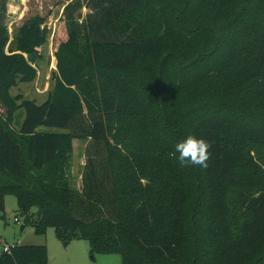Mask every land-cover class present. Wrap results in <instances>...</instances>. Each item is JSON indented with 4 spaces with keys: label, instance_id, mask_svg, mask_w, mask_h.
Listing matches in <instances>:
<instances>
[{
    "label": "trees",
    "instance_id": "1",
    "mask_svg": "<svg viewBox=\"0 0 264 264\" xmlns=\"http://www.w3.org/2000/svg\"><path fill=\"white\" fill-rule=\"evenodd\" d=\"M54 1L64 21L42 102L11 90L36 79L51 12L33 1L10 44L0 22V210L11 193L22 213L38 209L37 233L53 227L92 253H119L122 264H206L207 254L225 264L230 220L246 214L232 213L227 198L255 186L257 170L245 171L248 154L226 145L221 116L264 130V0ZM83 7L90 12L79 23ZM191 79L215 93L176 111ZM189 135L208 144L205 167L179 163L175 145ZM73 139L97 144L79 187L69 177ZM259 190L256 217L239 227L252 264H264ZM47 262L44 245L0 255V264Z\"/></svg>",
    "mask_w": 264,
    "mask_h": 264
},
{
    "label": "rangeland",
    "instance_id": "2",
    "mask_svg": "<svg viewBox=\"0 0 264 264\" xmlns=\"http://www.w3.org/2000/svg\"><path fill=\"white\" fill-rule=\"evenodd\" d=\"M34 1V2H33ZM71 1V0H64ZM34 3V7L38 13L46 14L48 11L51 17L48 20V36L47 41L41 48L42 56L33 65L36 67L37 76L34 82L21 83L11 90L14 95L22 93L29 99H35L42 102L48 95L52 87L51 74L55 70L54 57V32L56 27L63 23V7L54 6V0H0V22L6 26L9 42L13 39L18 29L20 19L29 11V5ZM44 4V5H43ZM90 12L89 9L83 7L80 11L81 20ZM185 91L177 94L176 99L171 105L176 111L185 110L188 106L198 105L203 101L210 99L215 93L211 89L206 88L205 93H200L201 86L195 79L186 80L184 85ZM0 105V112H5ZM19 117V122L22 120ZM224 123V132L221 134L225 137V143L229 147L237 150L242 149V153L246 155L247 161L245 171L257 172L254 174L256 185L241 193L238 189H232L227 201L230 202L232 213L240 208L246 209L245 216L242 218L233 217L230 221L232 224L234 243L228 254L230 260L223 259L225 264H252L255 255L252 250L246 246L239 244L240 235L239 227L245 220L254 219L256 217V206L259 201V191L264 188V130L255 127V122L247 118L237 115L221 116ZM16 128L19 127L16 123ZM43 132H66L67 129L41 126L38 129ZM99 146V145H98ZM97 144L89 139H73L72 140V156L69 171V177L75 187H79L82 180V173L86 163L87 151L92 150L96 154ZM173 150V148H172ZM156 156L153 152L149 156ZM249 156V158H248ZM250 160V161H249ZM16 218L18 221H16ZM39 218V212L36 207L32 208L27 214L22 213L17 205L16 197L11 193H6L3 199V208L0 210V248L7 246H40L47 248L48 262L47 264H122L121 255L119 253H92L89 243L83 239L71 238L69 240L61 236L53 227H46L43 234L37 233L35 224ZM22 225L24 227L22 228ZM208 233V232H207ZM213 239L206 234V251L212 249L210 244ZM216 246V245H214ZM1 255V254H0ZM216 259L209 254L205 258L206 264H215Z\"/></svg>",
    "mask_w": 264,
    "mask_h": 264
},
{
    "label": "clouds",
    "instance_id": "3",
    "mask_svg": "<svg viewBox=\"0 0 264 264\" xmlns=\"http://www.w3.org/2000/svg\"><path fill=\"white\" fill-rule=\"evenodd\" d=\"M207 149L208 144L203 139H197L192 135L175 145V153L178 154L177 159L182 166L191 164L205 167L208 159Z\"/></svg>",
    "mask_w": 264,
    "mask_h": 264
},
{
    "label": "built area",
    "instance_id": "4",
    "mask_svg": "<svg viewBox=\"0 0 264 264\" xmlns=\"http://www.w3.org/2000/svg\"><path fill=\"white\" fill-rule=\"evenodd\" d=\"M16 221H18V219L16 218ZM3 252H9L10 249L12 248V246H7V245H4L3 247Z\"/></svg>",
    "mask_w": 264,
    "mask_h": 264
},
{
    "label": "water",
    "instance_id": "5",
    "mask_svg": "<svg viewBox=\"0 0 264 264\" xmlns=\"http://www.w3.org/2000/svg\"><path fill=\"white\" fill-rule=\"evenodd\" d=\"M24 227V225H22V228ZM3 253V248H0V254Z\"/></svg>",
    "mask_w": 264,
    "mask_h": 264
},
{
    "label": "crops",
    "instance_id": "6",
    "mask_svg": "<svg viewBox=\"0 0 264 264\" xmlns=\"http://www.w3.org/2000/svg\"><path fill=\"white\" fill-rule=\"evenodd\" d=\"M34 81H35V80H34ZM34 81H33V82H34Z\"/></svg>",
    "mask_w": 264,
    "mask_h": 264
}]
</instances>
